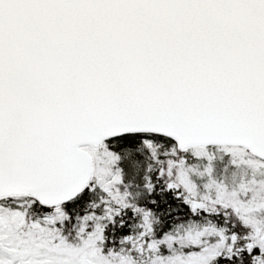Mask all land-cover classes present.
<instances>
[{"label": "snow or ice", "instance_id": "obj_1", "mask_svg": "<svg viewBox=\"0 0 264 264\" xmlns=\"http://www.w3.org/2000/svg\"><path fill=\"white\" fill-rule=\"evenodd\" d=\"M0 264H264V0H0Z\"/></svg>", "mask_w": 264, "mask_h": 264}]
</instances>
